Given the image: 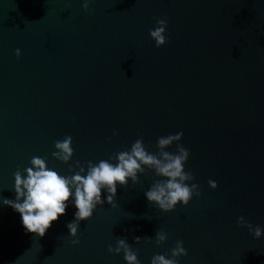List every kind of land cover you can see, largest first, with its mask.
Returning a JSON list of instances; mask_svg holds the SVG:
<instances>
[{
  "label": "water",
  "instance_id": "95a60500",
  "mask_svg": "<svg viewBox=\"0 0 264 264\" xmlns=\"http://www.w3.org/2000/svg\"><path fill=\"white\" fill-rule=\"evenodd\" d=\"M89 8L0 0V264H126L108 252L120 238L139 264L170 258L177 241L187 251L178 264H264V231L255 239L238 225L242 216L264 230V0H92ZM160 19L168 43L157 48L149 32ZM179 132L201 192L187 207L164 213L149 203L145 192L163 178L145 168L138 183L117 185L115 207L102 192L74 246V201L43 238L3 204L15 200L14 173L26 177L34 156L66 177L79 161L86 175L88 162L116 163L137 139L156 154L159 137ZM65 136L69 164L52 157ZM160 230L168 238L157 247Z\"/></svg>",
  "mask_w": 264,
  "mask_h": 264
},
{
  "label": "clouds",
  "instance_id": "9594fccd",
  "mask_svg": "<svg viewBox=\"0 0 264 264\" xmlns=\"http://www.w3.org/2000/svg\"><path fill=\"white\" fill-rule=\"evenodd\" d=\"M91 2L92 0H82L85 13L91 11L89 8ZM166 28V20L160 19L157 20V27L149 32L157 48L168 43ZM20 54V50L17 49L18 58ZM182 137L183 132L159 137L156 154L146 150L143 139H137L129 151L119 152L111 158L116 163L109 160H101L98 164L88 162L86 175L85 167L79 161L75 165L78 171L66 177L49 169L46 157L34 156L31 167L25 169L26 177L19 170L14 173L15 200L4 199L3 204L20 214L22 224L28 233L43 238L52 223L65 215L69 203L74 201L77 211L74 220L67 224L74 246L79 244L76 237L81 221L90 220L97 206L104 205L102 192L107 193V204L115 207L117 185L127 187L129 180L133 184L138 183V174L146 175L145 168L154 170L157 177L163 178L156 180L145 192L149 203L158 206L164 213L174 211L177 205L187 207L193 196L199 197L201 192L199 185L191 183L194 180L193 174L185 171L184 166L190 158V152L180 144ZM173 144L176 145L175 153L166 151ZM54 146L52 157L69 164L74 155L72 137L65 136L63 140L55 141ZM72 170L69 167V171ZM208 184L213 190L217 188V183L212 180H209ZM238 225L246 227L255 239H260L264 231L259 226L253 227L247 223L242 216L238 219ZM167 238L163 230L158 231L155 238L156 246L165 243ZM134 240L139 244L142 237L137 236ZM147 243H152L151 237L147 238ZM108 252L114 255L123 253L126 264H139L137 254L130 248L125 238L118 239L114 248L109 245ZM186 255L183 242L177 241L171 250L170 258L157 254L152 258L151 264H178L179 258Z\"/></svg>",
  "mask_w": 264,
  "mask_h": 264
}]
</instances>
